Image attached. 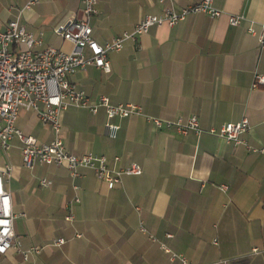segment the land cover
I'll return each mask as SVG.
<instances>
[{
	"label": "crops",
	"instance_id": "crops-1",
	"mask_svg": "<svg viewBox=\"0 0 264 264\" xmlns=\"http://www.w3.org/2000/svg\"><path fill=\"white\" fill-rule=\"evenodd\" d=\"M29 1L0 0V32L19 19L43 48L71 52L54 30L83 18L82 0H39L20 14ZM199 1L172 3L180 10ZM212 1L222 17L199 13L170 28H152L108 55L109 74L91 65L69 77L92 103L104 96L113 105L136 104L143 114L114 119L120 129L113 139L106 133L105 109L91 114L69 108L61 117L68 153L104 156L113 169L139 164L140 175L123 176L108 189L89 169L74 179L55 165L23 168L17 138L7 153L0 148L14 161L4 179L14 234L22 250H41L25 260L11 249L0 254V264H181L172 254L190 264H264V254L253 253L264 250V153L210 133L246 118L247 145L264 149V86L252 89L255 74L264 75L258 45L264 0ZM169 4L97 0L93 38L104 46L132 32L145 16L162 15ZM231 15L245 20L233 27ZM250 22L256 34L249 33ZM38 116L21 111L17 127L40 144L50 143L53 131ZM193 116L201 136L159 130L148 120ZM42 179L52 185L41 187ZM59 239L65 243L55 246Z\"/></svg>",
	"mask_w": 264,
	"mask_h": 264
},
{
	"label": "built area",
	"instance_id": "built-area-1",
	"mask_svg": "<svg viewBox=\"0 0 264 264\" xmlns=\"http://www.w3.org/2000/svg\"><path fill=\"white\" fill-rule=\"evenodd\" d=\"M162 5H167L162 15H147L130 33L113 39L104 46L93 38L91 18L98 14L97 0H82L81 19H71L57 26L55 34L72 45L71 52H65L55 47L43 48L42 39L28 32L21 25L19 19L11 21L4 31L0 32V148L5 152L10 150V142L17 138L21 146L23 163L26 168L33 170L37 164L55 165L66 168L72 178L79 177L80 169L94 171L97 179L105 183L108 189H113L121 182L123 176H136L142 173L139 164H131L120 169L109 166L104 156L86 153L80 156L68 153L64 143V130L62 114L69 108H83L91 114L105 109L107 122L106 133L110 138H116L120 125L113 122L114 119H125L134 115H142V109L136 104L113 105L107 97H100L97 103H92L86 93L69 81V77L77 71H84L91 65L100 69L103 73L111 72L108 59L110 52H118L124 48L128 41H136L138 37L149 33V30L157 27H172L183 22L187 17L203 13L212 18H220L222 12L214 7L212 0H201L177 10L172 0H158ZM39 3V0H30L21 10L29 11ZM245 20L243 15L229 16V24L237 27ZM253 22H250L249 33L256 34ZM258 45L264 50V25L258 35ZM264 86V75L255 74L252 89ZM21 111H33L39 115L44 125L50 126L54 139L50 143L40 144L34 138L26 136L17 127ZM154 126L173 129L182 136L194 133L201 136L200 122L195 116L172 121L148 118ZM250 130L249 120L241 119L239 123H227L218 130H211L230 142L234 147L244 145L251 152H262L264 149L248 146L244 136ZM118 161V158L115 159ZM12 167L0 166V254L6 255L11 249L20 251L25 260L32 254H40L36 248L24 251L14 234L15 215L12 210L10 193L5 189L4 179L10 176ZM52 181L42 179L40 186L49 188ZM76 188V187H75ZM223 190L227 187L221 186ZM74 202H79L78 198ZM72 215L67 217L71 221ZM65 240L55 241V246H62ZM167 252L169 250L167 249ZM255 254H264L263 251L253 250ZM181 264H190L184 256L172 254Z\"/></svg>",
	"mask_w": 264,
	"mask_h": 264
},
{
	"label": "rangeland",
	"instance_id": "rangeland-1",
	"mask_svg": "<svg viewBox=\"0 0 264 264\" xmlns=\"http://www.w3.org/2000/svg\"><path fill=\"white\" fill-rule=\"evenodd\" d=\"M110 53H112V52H110ZM109 53V54H110ZM7 153V152H6ZM21 165H22V167L23 168H26L25 167V165H24V163H23V159L21 158ZM10 165V164H14V161L13 160H11V163L10 162H8L7 161V157H6V154L4 153V151H2V150H0V166L1 167H6V165ZM26 169H28V168H26ZM30 170V169H29ZM31 171V170H30ZM30 173H32V174H34V172H30ZM5 189H6V187H5Z\"/></svg>",
	"mask_w": 264,
	"mask_h": 264
}]
</instances>
